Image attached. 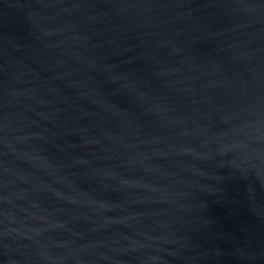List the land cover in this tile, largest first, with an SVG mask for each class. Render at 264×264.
Wrapping results in <instances>:
<instances>
[{
  "label": "water",
  "instance_id": "1",
  "mask_svg": "<svg viewBox=\"0 0 264 264\" xmlns=\"http://www.w3.org/2000/svg\"><path fill=\"white\" fill-rule=\"evenodd\" d=\"M0 264H264V0H0Z\"/></svg>",
  "mask_w": 264,
  "mask_h": 264
}]
</instances>
